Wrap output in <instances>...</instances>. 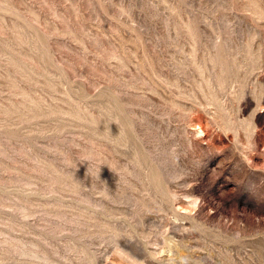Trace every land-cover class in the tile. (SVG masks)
<instances>
[{
    "label": "rangeland",
    "instance_id": "1",
    "mask_svg": "<svg viewBox=\"0 0 264 264\" xmlns=\"http://www.w3.org/2000/svg\"><path fill=\"white\" fill-rule=\"evenodd\" d=\"M0 264H264V0H0Z\"/></svg>",
    "mask_w": 264,
    "mask_h": 264
}]
</instances>
